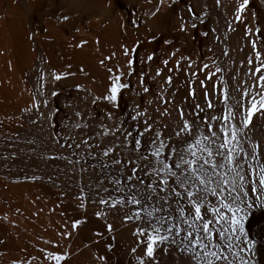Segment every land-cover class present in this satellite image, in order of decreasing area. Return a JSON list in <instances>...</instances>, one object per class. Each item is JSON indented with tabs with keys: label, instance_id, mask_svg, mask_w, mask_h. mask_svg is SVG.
Returning a JSON list of instances; mask_svg holds the SVG:
<instances>
[{
	"label": "snow or ice",
	"instance_id": "6c2138e0",
	"mask_svg": "<svg viewBox=\"0 0 264 264\" xmlns=\"http://www.w3.org/2000/svg\"><path fill=\"white\" fill-rule=\"evenodd\" d=\"M177 2L159 0L150 15L155 17L160 6L167 3L171 7ZM214 3L219 7L221 0ZM249 5L250 0H234L233 19L226 21L228 32H235L234 24H240L244 26V37L248 38L246 58L240 61L236 75L225 79L224 75H218L224 69L216 60L207 57L211 65L202 63L181 54L179 48L161 60L162 66H157L151 76L154 82L162 81L156 95L163 105L162 110L155 109L158 118H153L147 107L134 103L128 114L131 123L125 127V121L119 120L115 112L125 92L135 96L151 92L146 83L149 73L137 72L135 64L139 60L151 71L156 55L147 49L141 54L140 40L121 45L123 62L107 67L104 60L100 61L108 73L102 93L97 95L80 84L75 85L78 91H88L92 105L104 102V115L99 121H95L91 112L67 103L65 108L72 114L59 118L57 131L55 118L60 110L51 105L49 97H57L59 93L48 86L74 76L71 71L53 69L46 73L41 69L31 103L20 110L28 114L33 126L40 125L41 131L46 125L49 131L45 139L58 146V154L48 155L45 151L40 153V158L65 160L81 174L78 193L72 197L76 208L86 213L89 204L97 206L99 210L94 215L104 221L109 234L116 231L107 219L110 212L120 216L122 226L131 225L134 239L130 255L135 264H166L161 257L171 256L173 252L181 257L180 264H257V242L249 237L246 223L250 216L254 217V209L264 214V141L249 134L255 127L256 116L264 120V25L257 22V13L250 12ZM208 8L204 4L197 13L189 4L185 11L192 22L180 16L179 30L196 29L197 21L204 24L209 16ZM58 19L71 23L69 15ZM131 23L138 31L137 20ZM211 31L215 34L217 28ZM215 38L220 40L219 36ZM152 40H156L155 34L148 43ZM163 44L171 46L172 41L164 39ZM222 54L229 56V50L225 48ZM115 56L113 52L105 59ZM67 67L70 69L71 65ZM241 73L246 79L238 78ZM173 74L182 75L183 82L177 84ZM152 103L148 101L149 105ZM20 119L16 117L17 121ZM4 140L6 149H15L23 143L29 146L33 156L37 154V147H33L35 139L21 140L19 133L14 132ZM64 150H70L71 157L76 159L63 155ZM19 151L23 152L24 148ZM17 155L13 150L0 159H15ZM82 159L95 163L85 166ZM85 174L89 177L87 183H83ZM28 179L43 177L33 175ZM48 179L54 183L52 176ZM69 222L75 231L85 221L76 218ZM58 235L61 239L70 238L72 231L65 228ZM103 235L99 231L94 233L96 237ZM115 239L112 235V240ZM43 244L37 255L28 254L29 258L14 259L11 264H65L69 253L59 241L44 240ZM106 247L112 251L114 245L108 243ZM96 259L107 264L105 256Z\"/></svg>",
	"mask_w": 264,
	"mask_h": 264
},
{
	"label": "bare ground",
	"instance_id": "6f19581e",
	"mask_svg": "<svg viewBox=\"0 0 264 264\" xmlns=\"http://www.w3.org/2000/svg\"><path fill=\"white\" fill-rule=\"evenodd\" d=\"M227 3L228 10L233 13L234 0H227ZM189 4L197 13L202 11L199 0H178L171 7L166 3L160 6V12L155 17L150 13L155 11L159 0H152L151 3L148 0H0V156L13 150L18 152L15 159H0V240L4 241L0 244V264L27 259L28 254L37 255L38 249L45 246L44 240L59 241L62 248L67 249L69 255L65 264H102L96 256H105L107 264H135L130 255V245L134 239L130 234L131 225L122 226L120 216L110 212L107 219L113 223L116 231L109 234L104 221L94 215L99 210L97 206L89 204L86 213L76 208L72 197L78 193L77 181H80L81 174L65 160L40 158V153L45 151L48 155L58 154V146L45 139L49 131L46 125L41 131L40 125L33 126L28 114L20 110L31 103V94L41 69L46 73L53 69L71 71L75 73L74 76L48 86L59 93L57 97H49L51 105L60 110L55 118L57 131L60 130L59 118L72 114L65 108L67 103L86 113L91 112L95 121H99L104 115V102L92 105L88 91H78L75 85L80 84L97 95L102 93L108 73L100 61L104 60L107 67H112L118 61L123 62L121 45H132L140 40L143 45L140 53L147 49L155 52L156 58L151 71L139 60L135 64L137 72L142 70L149 73L146 83L151 92L141 96L125 92L119 109L115 110L117 118L125 121L124 126L128 127L131 123L128 114L134 103L150 111L148 101L156 99L161 83L160 80L154 82L151 76L157 66H162L161 60L168 58L175 48L193 60L211 65V60L206 59H213L214 56L210 34L201 35L202 32L209 33L207 19L204 24L197 21V28L189 32L179 30L180 16L192 22L190 14L185 11ZM249 9L257 13V22L264 25V4L261 0H250ZM63 15H69L71 23L58 19ZM133 19L138 22V31L131 23ZM234 27L236 33L244 30L240 24H234ZM153 34L156 40L148 43ZM164 39L171 40L172 45H164ZM82 41L86 43L81 45ZM113 52L116 53L115 57L105 59ZM173 64L174 60L169 67ZM68 65H71L70 69ZM173 75L177 84L183 82L182 75ZM135 86L133 77L132 87ZM157 107L162 110L163 105L159 103L153 110ZM7 117L13 119L8 120ZM16 117L21 119L17 121ZM35 118L32 116V119ZM19 124L23 127H19ZM14 132L19 133L21 140H36L33 146L37 147L35 156L23 143L15 149H6L4 137ZM45 144L49 146L48 149H45ZM20 148H24V151L20 152ZM63 155L76 159L71 157L70 150H64ZM81 163L88 166L95 161L82 159ZM33 175L42 176L43 179H28ZM49 176L53 177L54 183L49 181ZM88 179L85 174L83 183H87ZM57 184L60 187H56ZM254 213V217H249L248 231L249 235L259 238L258 249L264 264V214L261 211ZM4 216L8 219L4 220ZM76 218L85 222L73 231L69 221ZM65 228L72 231V236L61 239L58 233ZM98 231L104 235L94 236ZM112 235L116 236L114 241ZM108 243L114 245L112 251L106 247ZM178 257L173 253L161 259L166 264H180Z\"/></svg>",
	"mask_w": 264,
	"mask_h": 264
},
{
	"label": "rangeland",
	"instance_id": "374dc122",
	"mask_svg": "<svg viewBox=\"0 0 264 264\" xmlns=\"http://www.w3.org/2000/svg\"><path fill=\"white\" fill-rule=\"evenodd\" d=\"M203 1L209 6V16L206 19L208 21V31L211 38V45L214 51L213 60H216V62L224 69L223 73L218 75H224L225 79H229L230 76L236 75V70L240 67V61L246 58L248 38L244 37L243 31L240 33L228 32L226 21L232 20L233 15L231 12L232 10H228L229 6L227 5V0H221V5L219 7L215 6L214 0H199V5L202 8L204 5ZM223 6L225 7V10L223 9ZM212 28H217V32L215 34L212 33ZM225 34H227V38H225ZM216 36L220 37L219 41L216 40ZM225 48L229 50V56L227 57L222 54ZM241 49L244 50L241 51ZM238 78L246 79L245 77H243L242 73ZM230 83L234 84L235 82L230 81ZM183 91H181V94H183ZM152 101L153 103L150 105V111L148 113L153 115V118H158L155 114V111L153 110V107L157 106L159 102L156 99H152ZM249 134L256 140L264 141V120H261L259 116L255 117V127L250 130ZM256 211L261 210L254 209V212ZM247 224L248 222L246 223V228L248 230ZM249 237L257 242V264H262L263 262L261 261L258 249L259 238L253 237L252 235H249ZM173 253L177 255V257L179 256L177 253ZM179 259L181 260V257Z\"/></svg>",
	"mask_w": 264,
	"mask_h": 264
}]
</instances>
